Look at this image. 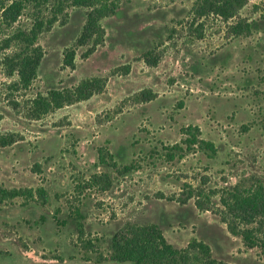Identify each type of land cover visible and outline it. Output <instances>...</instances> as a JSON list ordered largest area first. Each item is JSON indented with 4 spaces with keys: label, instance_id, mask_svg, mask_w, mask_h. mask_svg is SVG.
<instances>
[{
    "label": "rangeland",
    "instance_id": "rangeland-1",
    "mask_svg": "<svg viewBox=\"0 0 264 264\" xmlns=\"http://www.w3.org/2000/svg\"><path fill=\"white\" fill-rule=\"evenodd\" d=\"M194 1L121 0L101 22L102 45L86 57L89 46L75 42L87 10L66 9L37 40L43 56L27 90L8 75L7 58L19 47L0 49V184L47 194L44 206L0 204V264H115L110 240L126 223L155 224L179 249L202 241L226 264H264L220 214L224 191L251 177L264 181V0H247L227 21L197 19ZM238 22L251 33L234 37ZM30 25L24 15L13 26ZM13 32L0 31V48ZM71 48L72 68L63 65ZM91 79L100 88L89 98L34 117L38 95ZM188 126L213 143L214 156L172 150L185 147ZM94 174H107L110 189H80Z\"/></svg>",
    "mask_w": 264,
    "mask_h": 264
},
{
    "label": "trees",
    "instance_id": "trees-1",
    "mask_svg": "<svg viewBox=\"0 0 264 264\" xmlns=\"http://www.w3.org/2000/svg\"><path fill=\"white\" fill-rule=\"evenodd\" d=\"M247 0H195L192 13L197 19L216 16L224 21L234 18ZM121 0H0V31L4 28H14V32L1 43L0 49L19 47L20 52L7 58L8 75L15 72L18 83L15 89L27 90L36 77V71L43 56L37 40L40 34L49 30L58 21L60 15L67 16L66 9L85 8L86 20L75 42L76 47L89 46L85 57L102 45L104 29L103 19L113 15L119 8ZM31 11V12H30ZM30 12V13H29ZM27 15L31 18V25L27 29L14 27L19 19ZM234 37L247 36L251 33L249 23L238 22L231 27ZM147 61L153 57L147 53ZM75 50L66 49L63 65L74 66ZM100 80H83L73 91H50L47 96L38 95L33 100L36 108L34 117L64 105H69L76 98L84 100L99 91ZM146 93L142 94L144 98ZM182 146H174L173 151H180L182 155L198 149L209 157L215 155L213 143L200 138V131L196 126H188L181 130ZM3 138H1L2 140ZM11 140H3L2 146L11 144ZM174 155H177L176 153ZM173 159V154H168ZM105 163L103 156L99 158ZM111 167L115 168V164ZM126 169V168H125ZM248 182V183H247ZM80 184H78L79 186ZM77 186V188H79ZM83 188L99 187L102 191L110 189L111 181L107 174H94L85 182ZM34 201L42 206L47 203V194L42 187L35 191L31 188H4L0 184V204L15 199ZM220 205L224 210L220 212L221 219L228 226V231L240 237L247 248L259 249L264 254V181L251 177L246 182L237 183L232 190H226L220 196ZM75 215L79 216L78 210ZM78 238L84 236L81 223L76 224ZM84 239V238H83ZM85 250H92L90 240L81 241ZM109 261L115 264H226L212 257L210 247L202 241L192 240L185 248L179 249L168 243L160 228L155 224L136 225L124 224L112 236L109 244Z\"/></svg>",
    "mask_w": 264,
    "mask_h": 264
}]
</instances>
